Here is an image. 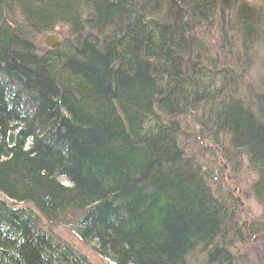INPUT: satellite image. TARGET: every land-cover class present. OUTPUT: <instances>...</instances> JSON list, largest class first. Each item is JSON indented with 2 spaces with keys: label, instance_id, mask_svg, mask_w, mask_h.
Returning a JSON list of instances; mask_svg holds the SVG:
<instances>
[{
  "label": "trees",
  "instance_id": "16d2710c",
  "mask_svg": "<svg viewBox=\"0 0 264 264\" xmlns=\"http://www.w3.org/2000/svg\"><path fill=\"white\" fill-rule=\"evenodd\" d=\"M55 30L54 48L36 40ZM262 52L264 0H0V264H92L42 219L113 264H248L237 243L264 234ZM193 115L252 174L262 215L246 230L189 151Z\"/></svg>",
  "mask_w": 264,
  "mask_h": 264
},
{
  "label": "rangeland",
  "instance_id": "374dc122",
  "mask_svg": "<svg viewBox=\"0 0 264 264\" xmlns=\"http://www.w3.org/2000/svg\"><path fill=\"white\" fill-rule=\"evenodd\" d=\"M57 31L55 30V32ZM47 35L48 33L44 36H36V40L44 44V38ZM214 43L217 45L216 41ZM260 56H264V52L260 53ZM260 61L261 59H258L255 65H258ZM261 62H264V57ZM256 68L258 67L255 66L248 73L250 74L248 78L252 79L253 82L257 80L256 77L258 75L261 79L262 73H258V71L256 73ZM252 74L254 77L251 76ZM201 108H203V111L199 112L197 117L200 115L208 117L206 107L202 106ZM191 118L187 117L186 122H184L187 130L185 140H187L188 135L191 137L190 141L186 142L192 146L189 151L191 155L195 156V159L199 161L205 171L209 173L210 184L215 187L218 185L221 193L227 194L229 192L236 199V214L239 217L241 227L246 230L251 222L259 220L262 215L261 206L249 194L252 174L245 163L235 166V164L226 159L221 149L214 146L213 142L203 140L198 120L195 117L194 119ZM41 222V227L44 230L54 235L56 239L58 238L74 247L77 252L84 254L92 264H113L109 259L98 254L91 244L81 241L72 230V226H69L66 222H47L44 219ZM236 246V252L241 255L240 257L248 259V264H264V234H249L244 238L243 243H237Z\"/></svg>",
  "mask_w": 264,
  "mask_h": 264
},
{
  "label": "water",
  "instance_id": "95a60500",
  "mask_svg": "<svg viewBox=\"0 0 264 264\" xmlns=\"http://www.w3.org/2000/svg\"><path fill=\"white\" fill-rule=\"evenodd\" d=\"M59 37L56 33H49L45 39H44V43L46 44V46L50 47V48H54L55 46H57L59 44ZM14 138H15V133L14 132H9L8 135V144L12 145L14 144Z\"/></svg>",
  "mask_w": 264,
  "mask_h": 264
}]
</instances>
